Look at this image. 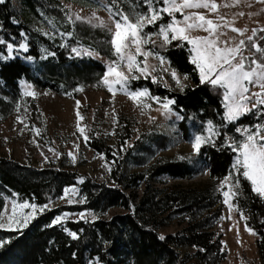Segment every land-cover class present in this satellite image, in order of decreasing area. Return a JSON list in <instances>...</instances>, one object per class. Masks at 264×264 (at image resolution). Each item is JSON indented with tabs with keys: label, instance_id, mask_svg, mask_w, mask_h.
<instances>
[{
	"label": "trees",
	"instance_id": "trees-1",
	"mask_svg": "<svg viewBox=\"0 0 264 264\" xmlns=\"http://www.w3.org/2000/svg\"><path fill=\"white\" fill-rule=\"evenodd\" d=\"M103 1L112 6V0ZM118 3L126 13H130L137 0H118ZM58 5L64 12L68 11L61 0H6L0 5V36L5 39L15 36L19 41L23 30L29 37L28 54L34 57L32 61L23 58L27 54L0 59V122L13 113L16 103L21 100V81L38 90L75 97L73 89L78 85L89 86L93 78L102 76L104 68L99 62L86 57L77 58L74 54L70 56L71 47L59 46L65 42L59 35L50 40L36 31L37 28L49 29V20H56L60 30H71L70 25L59 23L63 12ZM139 7L144 10L142 0H139ZM164 19L167 21L168 17ZM155 30V26L145 29ZM99 33L100 30L76 24L74 36L67 38V42L70 46L109 57L100 47L110 53V37L106 31L102 36ZM261 36H264L263 30L257 32V39L264 45V40L259 39ZM102 41L105 44H101ZM41 47L55 51L56 56L41 60ZM0 51L6 55L3 45H0ZM166 55L178 74L183 76L187 73L188 84L183 91H174L149 79L131 81L130 88H148L153 95L175 99L174 110L185 117L177 127L186 137L188 123L201 131L208 120H213L211 127H214L221 118L217 112L223 113L221 97L210 85L206 87L199 83L198 73L193 71L194 66L189 61L187 47L170 46ZM255 122L257 119L250 113L237 125ZM235 135L239 137L241 134ZM222 138H217L216 148L206 145L199 154V159L208 165L210 182L191 186L167 184L162 179L164 176L173 180L193 179L197 174L188 160L153 157L154 150L168 140L159 133L141 135L120 154H116L101 138L89 137L87 146L102 155L110 165L108 179L101 182L82 176L75 169L65 168L62 156L56 161L47 159L43 168L0 157V214H4L6 198L15 197L20 203L25 200L37 204L52 203L62 196L65 186H76L79 189L77 199L81 196L86 199L84 204L50 208L38 215L22 233L0 229V238L7 241L6 245L0 246V264H87L97 252L105 264H223L226 253L222 248L221 235L213 228L223 213L222 191L216 184L223 179L235 153L219 148ZM80 177L84 178L83 182ZM233 204L247 216L245 226L253 229L258 237L257 246L260 257L264 259V200L252 192L250 183L241 177ZM112 209L121 212L108 217ZM65 211L70 214L89 213L87 223L63 222L70 230L84 229L82 233L78 232V239H72L59 226L43 227L55 215ZM92 213L97 219H91ZM237 213L241 215L240 211ZM171 223L180 230L161 234L160 231ZM160 235L165 239H158ZM50 240L54 241L51 245L48 243ZM105 240L111 243L105 245Z\"/></svg>",
	"mask_w": 264,
	"mask_h": 264
},
{
	"label": "snow or ice",
	"instance_id": "snow-or-ice-1",
	"mask_svg": "<svg viewBox=\"0 0 264 264\" xmlns=\"http://www.w3.org/2000/svg\"><path fill=\"white\" fill-rule=\"evenodd\" d=\"M101 7L107 8L112 25H105L100 22V27L106 31L110 37L109 51L115 56L110 59L105 70L100 77L102 83L106 86L108 92H113L116 86L119 90L124 91L131 100L139 101L143 107L150 108L151 104L145 102L155 101L160 107L157 111L167 119L175 116L177 120H184L185 117L179 111H175V99L168 97H158L150 93L148 88L136 87L134 90L130 88L131 81L139 80L141 77L151 78L153 83H159L164 79V74L168 73L172 81L175 82L177 88L183 91L184 85L181 82L178 71L172 67L167 58V49L172 47H187V55L190 63L194 66L193 71L198 73L199 83L202 85L212 86L218 97H222L223 113L220 115V121L216 122L214 127L208 129L209 135L195 134L191 140V149L196 154L195 157L181 156V160H188L194 166L204 169L208 165L204 160L199 159V154L204 146L209 145L213 148L217 147V138L223 137L219 142L221 150H229L235 153V159L232 160L230 167L226 170V174L220 181V188L227 190L222 191L223 202L228 206L229 215L235 209L240 211L241 218L247 220V216L243 211L234 205L230 197H233V187L240 185V178L243 177L250 183L251 191L256 193L260 198L264 199V45H261L257 39L259 29L253 28L251 35H247L241 39L239 43L229 45L221 44L219 37L222 33L219 31L221 24L208 18L200 12H186V9H208L210 12H216L217 4L215 0H142L144 10L139 7V0L130 13H126L119 5L118 0H112V6L103 3V0H96ZM6 0H0V5L5 4ZM159 5V6H158ZM63 17L59 21L61 25H70L71 30H60L57 27L56 20H49V29L37 28L36 31L42 33L50 40L55 39L59 35L65 42L59 46L63 48L71 47L69 55H75L77 58L83 56H93V52L81 50L76 46H70L67 38L74 36L77 21L93 24L92 18L75 15L71 11L64 12L63 8L57 6ZM115 8V11L113 10ZM177 13L181 14V18H177ZM43 16L44 13L41 12ZM94 15V14H93ZM168 19L165 21L164 17ZM222 16H218L219 21H223ZM19 23L18 21H13ZM95 26V25H93ZM147 26H155V31H145ZM2 28V26H0ZM202 30L207 35H193L194 32ZM234 31L243 32V29H234ZM21 39L17 41L15 36H9L5 39L0 36V45L6 49V55L0 51V59L7 60L14 58V55H24V59L32 61L34 57L30 52V44L28 35L22 30L20 32ZM264 40V36L259 37ZM176 44L173 45L172 42ZM247 41V43H246ZM186 42V44H185ZM150 45V48H146ZM248 49L245 55V49ZM40 59L44 60L48 57H55L56 52L50 51L48 48L41 47ZM97 59H101L99 53H95ZM138 56H143V60H138ZM156 60L157 64H150L149 58ZM187 79V73L183 74ZM166 88L171 86L164 82ZM250 86L258 87L259 91H251ZM32 84H26L24 95L35 97L37 93L32 91ZM82 90L81 86L73 89V91ZM79 104V101H77ZM19 107V105H17ZM255 110V111H253ZM252 114L258 122L244 125L237 122L248 114ZM77 128L80 133L84 134V128L80 127L79 120L83 119L77 112ZM19 120V117H17ZM155 120V118H152ZM204 123V122H202ZM209 126H213V120L206 122ZM229 125H232L230 128ZM241 134L237 137L235 134ZM88 136H84L87 141ZM58 155V154H57ZM69 156L73 154L68 153ZM74 159V157H73ZM81 182L84 178L80 177ZM79 189L72 186L63 188L64 197H67L68 205L84 204L86 199L81 196L77 199ZM63 198V197H61ZM49 203L35 202L30 203L28 200L21 204L13 202L11 214H0V229L7 228L10 231L22 233L29 224L38 216L50 210ZM20 209H29L28 212H22ZM84 220L88 222L85 212L80 211L70 214L65 211L55 215L50 222L43 225L44 228L59 226L63 232L67 233L72 239H78V232L82 233L83 228L70 230L65 227L63 221L68 219ZM91 219H97L95 213L91 214ZM247 228V225H246ZM251 234H255L253 229L247 228ZM160 240L165 237L160 235ZM54 241L50 240L51 245ZM109 244L110 241H103ZM7 244V241L0 238V246ZM102 251H106L103 249ZM73 256L76 253H72ZM87 264H105L103 257L99 252L94 257H90Z\"/></svg>",
	"mask_w": 264,
	"mask_h": 264
},
{
	"label": "rangeland",
	"instance_id": "rangeland-1",
	"mask_svg": "<svg viewBox=\"0 0 264 264\" xmlns=\"http://www.w3.org/2000/svg\"><path fill=\"white\" fill-rule=\"evenodd\" d=\"M61 1L74 17L78 14L82 17L92 18L93 24L91 25L87 20L77 21V25L100 30L99 36L105 32L99 26L101 21L105 25H112V18H110L107 8L101 7L96 0ZM103 3L105 2L103 1ZM215 3L217 4L216 12H210L203 8L186 9L185 11L200 12L220 23L219 31L222 35L219 40L221 44H237L247 35H251L253 28L264 31V0H215ZM176 15L180 16L178 19L181 18V14L177 13ZM218 16H222L223 21H219ZM112 26L114 27V25ZM234 29L245 31L242 35L241 32L234 31ZM193 35H207V33L198 30ZM100 43L105 44L104 41ZM108 45L110 46V39ZM100 48L104 54H109V57L99 53L101 59H97L95 56L97 52H93L91 57H83L99 62L104 71L109 60L115 59V56L111 52L108 53V49ZM247 53L246 48L245 55ZM137 59L143 60L144 58L138 56ZM148 62L150 64L158 63L151 57ZM179 77L185 87L188 84V79H184L180 74ZM140 79L144 80L145 78L141 77ZM147 79L151 80L150 77ZM92 80L89 86H83L82 90H77L75 97H63L34 87L31 90L35 91L37 95L35 97L25 96L23 93L27 83L19 82L21 100L16 103L13 113L0 122V157L11 158L23 164L43 168L47 159L56 161L62 156L65 168L75 169L80 175L101 182L108 179L110 165L102 155L87 146L84 140L85 135L101 138L116 154H120L141 135L159 133L168 140L157 150H154L153 157H164L174 161L181 160V156L195 157L196 154L191 149V138L195 134L209 135L208 129L211 126L208 124H205L199 131L197 126L188 123L186 137L177 127L180 120L175 119V116L166 119L160 111H157L160 105L155 101L145 99V102L151 104V107H143L141 102L131 100L124 91L119 90V86H116L110 93L101 79L93 78ZM165 81L172 90L180 92L168 73L164 74V79L160 82L164 85ZM211 88L215 92L212 86ZM250 88L251 91H259L258 87L250 86ZM77 112L83 118L79 120L80 127L85 130L83 135L76 126L78 123ZM153 117L155 120L152 119ZM69 152L73 155L69 156ZM138 170L141 169L138 168ZM192 170L197 174L193 179L173 180L165 176L162 179L167 184H182L184 186L210 182L207 168L201 169L193 165ZM216 187L221 191L227 190L226 187L220 188V181ZM233 192L235 195L237 194V186L233 187ZM235 195L230 197L232 203ZM61 197L50 203V208L68 205L67 197H64V194ZM13 202L21 204L15 197L6 198L5 219L7 214H11ZM20 211L28 212L30 210L20 209ZM120 212L118 209H112L109 211L108 217ZM85 216L87 220L90 219L89 213L85 212ZM244 220L235 209L229 215L228 206L223 202L222 218L216 221L213 226L216 233L221 235L222 248L226 253L223 264H264V259L260 257L257 246L258 237L247 231ZM65 221L77 220L73 218ZM258 221L261 222V219L259 218ZM179 230L180 228L175 223H171L167 229L160 232L166 234Z\"/></svg>",
	"mask_w": 264,
	"mask_h": 264
}]
</instances>
